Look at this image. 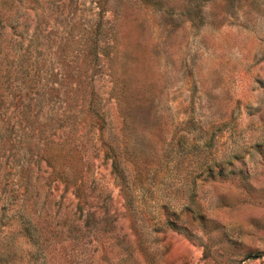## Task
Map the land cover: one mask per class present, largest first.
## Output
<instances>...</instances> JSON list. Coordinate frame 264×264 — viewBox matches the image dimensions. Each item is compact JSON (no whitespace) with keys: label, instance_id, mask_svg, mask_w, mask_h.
<instances>
[{"label":"rangeland","instance_id":"rangeland-1","mask_svg":"<svg viewBox=\"0 0 264 264\" xmlns=\"http://www.w3.org/2000/svg\"><path fill=\"white\" fill-rule=\"evenodd\" d=\"M0 264H264V0H0Z\"/></svg>","mask_w":264,"mask_h":264},{"label":"trees","instance_id":"trees-1","mask_svg":"<svg viewBox=\"0 0 264 264\" xmlns=\"http://www.w3.org/2000/svg\"><path fill=\"white\" fill-rule=\"evenodd\" d=\"M100 115L95 114L94 118L98 119ZM101 117L103 118V116L101 115ZM100 120V119H99ZM104 123H107L106 120L103 121ZM119 145V144H118ZM113 145H107L108 150L112 153V173L114 175V177L118 180H120L121 184L124 183V181L126 180V175H124V167L121 165V158H119L120 153L123 154V151H128L129 150V146L125 143L119 145V147H112ZM122 150V152L117 151V150Z\"/></svg>","mask_w":264,"mask_h":264}]
</instances>
